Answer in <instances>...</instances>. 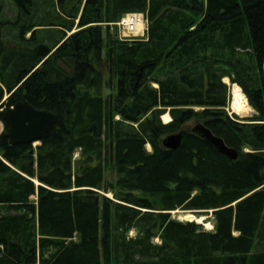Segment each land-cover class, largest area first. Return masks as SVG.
<instances>
[{"label":"trees","instance_id":"trees-1","mask_svg":"<svg viewBox=\"0 0 264 264\" xmlns=\"http://www.w3.org/2000/svg\"><path fill=\"white\" fill-rule=\"evenodd\" d=\"M13 2V19L0 3V122L28 101L60 131L38 145L0 134V264H264V0ZM127 14L146 15V37L119 38ZM224 79L253 116L228 114Z\"/></svg>","mask_w":264,"mask_h":264},{"label":"water","instance_id":"water-1","mask_svg":"<svg viewBox=\"0 0 264 264\" xmlns=\"http://www.w3.org/2000/svg\"><path fill=\"white\" fill-rule=\"evenodd\" d=\"M3 118L8 125L4 133L11 145L39 144L46 134L60 131L58 117L55 113L37 109L28 101L20 102L5 111ZM192 132L199 135L207 144L212 145L229 160L236 161L238 159V151L229 147L222 138L216 136L205 125H194ZM182 139V133L171 134L163 139V145L166 149L176 150L181 147Z\"/></svg>","mask_w":264,"mask_h":264},{"label":"rangeland","instance_id":"rangeland-1","mask_svg":"<svg viewBox=\"0 0 264 264\" xmlns=\"http://www.w3.org/2000/svg\"><path fill=\"white\" fill-rule=\"evenodd\" d=\"M0 3L3 5L4 7V17L5 18H8V19H13L16 14H17V11H16V8L14 6V2L13 0H0ZM118 27V36L121 40H134V39H137L138 38H141L139 36L137 37H134V36H131V37H128V36H125V32L122 28H120L118 26V24H116ZM141 29V28H140ZM137 32L135 33V35H138V32H140L141 30H136ZM133 34V33H132ZM147 34V32H146ZM145 34V36H146ZM224 83H226L229 87V102H228V107L226 108V111L228 112V114H232V115H237L239 118H248V117H251L255 114V111L251 108V106L249 105L248 101H247V104L250 106V111L247 115L245 116H241L239 115L238 113H236L234 110H233V98H234V95L236 93H242L241 90L237 87V86H234L231 85L230 81L228 79H224ZM243 94V93H242ZM244 95V94H243ZM245 97V96H244ZM171 116L169 114H165L164 116H162V121L164 123H169L171 122ZM197 123L196 122H192L188 125V128L189 129H192L194 127V125H196ZM5 130L4 128V125L3 123L0 122V134ZM35 145H38L37 143ZM76 157H78V155H76ZM108 196L112 197L113 198V195L112 194H109ZM33 200H37L36 197L33 198ZM191 215V216H194L197 220H193L195 221L196 223L198 224H202L204 229L207 230V231H212L214 229V218L212 217V214L209 213V215H205V216H196L195 214L193 213H187V212H184V211H181V210H178V211H175L172 213V216L174 219L176 220H179V221H183V222H192L191 219L188 218V216ZM200 220V221H199ZM137 235V231L136 230H133L131 233H130V237H135ZM155 243L159 244L160 243V240L158 238H156L154 240Z\"/></svg>","mask_w":264,"mask_h":264},{"label":"built area","instance_id":"built-area-1","mask_svg":"<svg viewBox=\"0 0 264 264\" xmlns=\"http://www.w3.org/2000/svg\"><path fill=\"white\" fill-rule=\"evenodd\" d=\"M117 24L124 30V32L126 33L125 36L137 37L144 36V33L147 30L148 22L144 14H128ZM136 30H141L140 32H138V35H135V33L137 32Z\"/></svg>","mask_w":264,"mask_h":264},{"label":"bare ground","instance_id":"bare-ground-1","mask_svg":"<svg viewBox=\"0 0 264 264\" xmlns=\"http://www.w3.org/2000/svg\"><path fill=\"white\" fill-rule=\"evenodd\" d=\"M234 86H237V85H234ZM237 87L241 90V88L239 86H237ZM242 93H236L234 95L232 108L239 115L245 116L249 113L250 106L247 104V99H246V97H244L245 95H243ZM188 218L191 219L192 221L197 220L194 216H191V215H189Z\"/></svg>","mask_w":264,"mask_h":264}]
</instances>
